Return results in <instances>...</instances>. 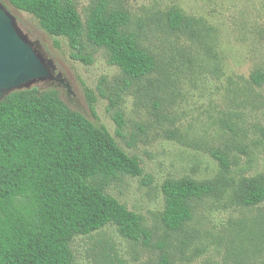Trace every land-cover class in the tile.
<instances>
[{
	"label": "rangeland",
	"instance_id": "rangeland-1",
	"mask_svg": "<svg viewBox=\"0 0 264 264\" xmlns=\"http://www.w3.org/2000/svg\"><path fill=\"white\" fill-rule=\"evenodd\" d=\"M124 11L126 31L154 58L155 68L131 80L102 48L81 37L80 56L67 40L43 32L28 14L0 2L38 54L50 59L69 91L48 79L28 88L56 90L66 105L106 127L115 143L138 158L141 177H122L106 193L142 218L148 245L108 225L70 243L73 264H264V201L246 207L248 180L264 185V0H72L85 24L98 2ZM172 12L182 15L178 29ZM261 75L260 84L253 82ZM81 81L96 98L91 111ZM121 116L117 133L114 121ZM223 154L227 168L213 156ZM190 178L212 192L192 202V219L178 231L162 222L166 180Z\"/></svg>",
	"mask_w": 264,
	"mask_h": 264
},
{
	"label": "trees",
	"instance_id": "trees-1",
	"mask_svg": "<svg viewBox=\"0 0 264 264\" xmlns=\"http://www.w3.org/2000/svg\"><path fill=\"white\" fill-rule=\"evenodd\" d=\"M30 15L52 37L67 40L79 55L81 37L104 49L110 65L131 80L155 68L153 56L126 31L128 15L98 2L82 23L72 0H7ZM183 17L172 12L169 24L178 29ZM261 75L253 82L260 84ZM91 111L96 98L81 81ZM114 121L117 133L121 116ZM213 156L227 168L223 154ZM138 158L129 156L103 125L71 110L56 90L29 88L9 94L0 102V264H73L70 243L108 225L132 242L148 245L151 233L142 218L106 193L122 177H141ZM165 207L163 226L180 230L192 219V202L208 196V183L190 178L166 180L161 185ZM264 201V185L250 179L241 194L246 207ZM159 264H169L163 254Z\"/></svg>",
	"mask_w": 264,
	"mask_h": 264
},
{
	"label": "water",
	"instance_id": "water-1",
	"mask_svg": "<svg viewBox=\"0 0 264 264\" xmlns=\"http://www.w3.org/2000/svg\"><path fill=\"white\" fill-rule=\"evenodd\" d=\"M37 50V44L25 39L13 15L0 2V102L13 92L29 89L37 80L55 81L69 91L53 61H44Z\"/></svg>",
	"mask_w": 264,
	"mask_h": 264
},
{
	"label": "flooded vegetation",
	"instance_id": "flooded-vegetation-1",
	"mask_svg": "<svg viewBox=\"0 0 264 264\" xmlns=\"http://www.w3.org/2000/svg\"><path fill=\"white\" fill-rule=\"evenodd\" d=\"M53 83V82H52ZM54 83H55V81H54Z\"/></svg>",
	"mask_w": 264,
	"mask_h": 264
}]
</instances>
